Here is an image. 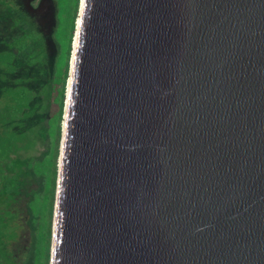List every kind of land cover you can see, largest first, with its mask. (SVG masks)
<instances>
[{
    "label": "water",
    "instance_id": "water-1",
    "mask_svg": "<svg viewBox=\"0 0 264 264\" xmlns=\"http://www.w3.org/2000/svg\"><path fill=\"white\" fill-rule=\"evenodd\" d=\"M48 264H264V0H79Z\"/></svg>",
    "mask_w": 264,
    "mask_h": 264
},
{
    "label": "trees",
    "instance_id": "trees-1",
    "mask_svg": "<svg viewBox=\"0 0 264 264\" xmlns=\"http://www.w3.org/2000/svg\"><path fill=\"white\" fill-rule=\"evenodd\" d=\"M78 1L53 0L55 55L44 78L43 37L11 0H0V264H48L60 122ZM28 184L30 242L18 261L10 247L16 237L13 205Z\"/></svg>",
    "mask_w": 264,
    "mask_h": 264
},
{
    "label": "rangeland",
    "instance_id": "rangeland-1",
    "mask_svg": "<svg viewBox=\"0 0 264 264\" xmlns=\"http://www.w3.org/2000/svg\"><path fill=\"white\" fill-rule=\"evenodd\" d=\"M11 1L13 5L21 13H23L29 25L38 33H40L41 36L43 37L45 43V51H46L45 59H44L46 72L43 73V77L48 78L50 75V70L55 55L54 46L51 40V34L55 27V12H56L55 4L53 0H11ZM74 27H75V21H74ZM68 67H69V61H68ZM65 88H66V83H65ZM64 96H65V89H64ZM61 123L62 122H60V130H61ZM36 149L42 151L43 147H37ZM58 149H59V142H58ZM36 153H37L36 150L30 152L31 155ZM56 165H57V159H56ZM30 189H31V184L24 186L19 193L17 202L13 205L14 212L17 215V218L14 221V224L16 226L15 229L16 237L15 240L11 243L10 247L12 250H14L15 256L17 257L18 261L24 259L23 253L25 252L26 248H28V244L30 242V234H29L30 231L26 226V215H25V210H26L25 200L27 199L26 194ZM53 202H54V193L52 199V210H53ZM52 210L50 217V232H51V221H52V212H53ZM48 246L50 248V236H49Z\"/></svg>",
    "mask_w": 264,
    "mask_h": 264
}]
</instances>
